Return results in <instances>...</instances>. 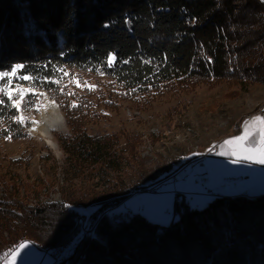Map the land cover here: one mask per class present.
<instances>
[{
  "label": "trees",
  "instance_id": "1",
  "mask_svg": "<svg viewBox=\"0 0 264 264\" xmlns=\"http://www.w3.org/2000/svg\"><path fill=\"white\" fill-rule=\"evenodd\" d=\"M17 64L21 82L59 101L69 126L61 144L77 176L101 185L127 150L116 135L90 133L95 97L144 104L224 80L264 84V0H0V70ZM93 77L109 85L89 90ZM0 107L12 135L26 134ZM177 170L148 171L132 185L115 180L110 198L36 205L0 177V264L26 239L49 249L54 264H264V186L214 194L202 206L178 195L169 224L121 210L131 188L147 190ZM85 217L94 220L90 234Z\"/></svg>",
  "mask_w": 264,
  "mask_h": 264
},
{
  "label": "rangeland",
  "instance_id": "2",
  "mask_svg": "<svg viewBox=\"0 0 264 264\" xmlns=\"http://www.w3.org/2000/svg\"><path fill=\"white\" fill-rule=\"evenodd\" d=\"M87 81L98 88L97 93L104 89L103 86L109 85L108 78L93 77ZM5 85V92L10 93L12 98L8 94H0V99L3 100L4 96L8 99L1 104L15 112L13 126L26 134L13 136L11 121L7 122L6 117L0 115V177L15 188L18 197L31 205L89 193H101L110 198L112 188L116 186L115 180L132 185L142 173L151 171L159 174L164 169L172 173L191 160L176 171V181L164 178L147 184V190L138 189L134 193L131 188L129 192L132 194L119 205L121 210L141 213L160 224H169L179 217L181 203L178 195H183L185 203L197 206L207 204L215 196L208 186L196 181L195 173H207L222 182L233 175L243 176L244 181H238L235 189L226 186L228 194L233 190L249 191L264 186L263 174H252L251 170L256 166L250 161H255L245 159L242 152L244 148H251L243 141L225 144V141L238 137L236 128L239 120L255 112L258 105L264 102L263 83L250 82L247 88L228 80L201 84L165 94L144 104L115 98L111 105L95 97L99 115L89 121L90 133L116 135L120 140L118 146L127 150L121 164L105 172L101 185H95L82 174L77 176L70 163L69 155L61 144V136L69 132L65 114L66 128L55 133L60 152L30 133L34 114L38 113V106L45 95L37 91H49L21 82L18 73L0 80V87ZM22 90L24 97L17 108L16 93ZM93 209L84 210L90 213ZM89 219L82 218V225L88 233L92 218ZM21 244L26 247L13 255ZM19 245L2 264H54L52 252L34 240L26 239Z\"/></svg>",
  "mask_w": 264,
  "mask_h": 264
},
{
  "label": "bare ground",
  "instance_id": "3",
  "mask_svg": "<svg viewBox=\"0 0 264 264\" xmlns=\"http://www.w3.org/2000/svg\"><path fill=\"white\" fill-rule=\"evenodd\" d=\"M259 111H264V102L255 109V112ZM34 117L36 120L30 126L33 135L54 151L60 152L55 133L63 131L67 123L61 106L49 92L43 96L42 102L38 106V113L34 114Z\"/></svg>",
  "mask_w": 264,
  "mask_h": 264
},
{
  "label": "crops",
  "instance_id": "4",
  "mask_svg": "<svg viewBox=\"0 0 264 264\" xmlns=\"http://www.w3.org/2000/svg\"><path fill=\"white\" fill-rule=\"evenodd\" d=\"M255 117H264V116L258 112L248 113V114L244 115L239 120L238 126L236 128V131H237L236 136H238V137L245 136V139L243 140V142L246 145H248L251 149L253 148V144L251 143V141L255 140L257 142V145H259L260 135L258 133V129L261 127H264V124H262L259 121L254 120ZM250 164L253 166H256V167H253L251 170L253 175H257V173L254 172V170L256 169V171L258 170L259 173L263 174V176H264V164H260V163H256V162H252V161H250ZM194 175H195L196 181L199 184H205L206 186H208L211 193H212L211 189H213L214 187H218L220 185L226 184V186L229 185L232 189H235L238 186V184H236V186H232L231 184H228L226 181L227 178H225L224 182H222V181H216V179H214L213 175H210L207 173H204V174L195 173ZM196 175L197 176L198 175H205L208 177V181L203 183L197 179ZM233 176L234 177H241V179L239 181H244L243 179H245L241 175H233ZM226 186H225V189H226ZM231 192H234V190Z\"/></svg>",
  "mask_w": 264,
  "mask_h": 264
},
{
  "label": "snow or ice",
  "instance_id": "5",
  "mask_svg": "<svg viewBox=\"0 0 264 264\" xmlns=\"http://www.w3.org/2000/svg\"><path fill=\"white\" fill-rule=\"evenodd\" d=\"M112 59H114V57L110 58L109 63L111 64ZM24 65L21 64H17L14 66L13 70L11 72H0V80L6 78V77H13L16 75L17 70L23 68ZM24 80H29L32 79L29 76H23L21 77ZM58 83V82H57ZM77 86H80V82L77 81ZM7 87V85H5L4 87H0V94H8L9 98L11 99L12 96L10 93H6L5 92V88ZM89 90H94L95 86L92 85H88ZM34 94V93H33ZM24 97V91H20L16 93V107L19 108L20 104L19 102L21 100H23ZM0 103H3V100L0 99ZM73 107H76V105H72ZM254 120L261 122L262 124H264V117H255ZM258 133L260 135V140H259V145H257V142L255 140L251 141V143L253 144V148L252 149H247L244 148L242 149V152L245 156V159H252L254 160L256 163H260V164H264V127H261L258 129ZM245 139V136H240V137H235L232 140H227L225 141V144H233L236 141H243ZM26 245L21 244L18 246V249L13 252V255L17 254L19 249L25 248Z\"/></svg>",
  "mask_w": 264,
  "mask_h": 264
},
{
  "label": "water",
  "instance_id": "6",
  "mask_svg": "<svg viewBox=\"0 0 264 264\" xmlns=\"http://www.w3.org/2000/svg\"><path fill=\"white\" fill-rule=\"evenodd\" d=\"M38 93H40V94H45L47 91H37ZM59 104V103H58ZM60 105V104H59ZM34 121L36 120L35 118L33 119ZM29 131H30V133H32V131H31V129H29ZM33 134V133H32ZM254 172L255 173H259V171L257 170L256 171V169L254 170ZM173 176H175V180L177 179V175H176V173H174L172 176H170L169 177V180H171V178L173 177ZM197 176V175H196ZM201 177H202V179H201ZM197 179L199 180V181H201V182H206V181H208V177L207 176H205V175H198L197 176ZM241 179V177H232V178H230V179H227L226 181H227V183L228 184H234L235 183V185H232V186H236V184H237V182L239 181ZM225 186H226V184H224V185H220V186H218V187H214L213 188V192L215 193V194H221V193H224L225 192ZM134 192H136V190H132V193H134ZM132 193H130V194H132ZM93 222H94V220H92L91 221V223L89 224V227H88V230H89V234L93 231V227H92V224H93Z\"/></svg>",
  "mask_w": 264,
  "mask_h": 264
},
{
  "label": "built area",
  "instance_id": "7",
  "mask_svg": "<svg viewBox=\"0 0 264 264\" xmlns=\"http://www.w3.org/2000/svg\"><path fill=\"white\" fill-rule=\"evenodd\" d=\"M258 113H260V114H262V115L264 116V111H259ZM171 181H175V176H173V177L171 178ZM232 185H235V183L232 184ZM212 193H214V192H213V189H212Z\"/></svg>",
  "mask_w": 264,
  "mask_h": 264
}]
</instances>
